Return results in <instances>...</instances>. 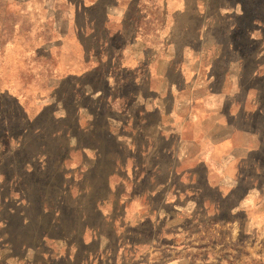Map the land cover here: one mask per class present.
Here are the masks:
<instances>
[{
  "label": "crops",
  "instance_id": "crops-1",
  "mask_svg": "<svg viewBox=\"0 0 264 264\" xmlns=\"http://www.w3.org/2000/svg\"><path fill=\"white\" fill-rule=\"evenodd\" d=\"M245 12L238 0H0L4 200L13 201L22 174L33 171L32 161L21 153L43 134L49 112L56 120L67 118L64 106L59 111L63 103L58 93L77 94L74 100L92 98L101 90H92L88 83L95 79L108 88L111 82L134 89L144 83L148 95H141L139 102L142 110L157 114V141L173 134L171 155L179 163L170 172L181 174L184 186L169 185L161 202L171 204L166 213H173L174 222L183 214L179 200L194 198L193 186L215 190L223 199L231 189L253 183L246 170L250 156L264 149V101L258 93L251 94L244 58L233 60L235 70L221 72L215 66L224 55L206 47L223 45L215 32L229 36L243 25ZM260 56L252 55L250 61ZM228 78H233L231 84H225ZM73 103L77 117H82V109ZM249 171L255 172L254 167ZM160 189L144 187L128 203L138 205L142 199V205L151 207ZM246 195L236 202L238 210L245 211L246 198L251 199ZM167 245L155 251L163 252L159 249ZM162 264H182V258H163Z\"/></svg>",
  "mask_w": 264,
  "mask_h": 264
},
{
  "label": "rangeland",
  "instance_id": "rangeland-1",
  "mask_svg": "<svg viewBox=\"0 0 264 264\" xmlns=\"http://www.w3.org/2000/svg\"><path fill=\"white\" fill-rule=\"evenodd\" d=\"M238 1L246 10L244 27L229 36L215 32L224 44L206 47L224 55L215 66L221 72L235 70L233 60L244 58L251 94L264 101V0ZM252 55L260 60L250 61ZM88 83L102 92L78 100L72 92L58 93L59 111L64 106L67 118L56 120L49 112L43 134L22 151L34 169L22 174L14 200H4L7 190L0 189V264H162L176 257L182 264H264V149L250 156L246 175L253 183L231 189L223 199L215 190L193 186L194 198L177 204L183 214L175 224L173 213H166L171 204L161 201L169 185L184 186L181 174L170 172L179 160L171 155L173 134L157 141V114L142 110L144 83L137 89L113 82L108 88L97 79ZM159 186L153 206L142 205V199L128 203L133 193ZM244 193L251 199L242 211L236 202ZM166 234L170 241L162 239ZM163 243L164 251H155Z\"/></svg>",
  "mask_w": 264,
  "mask_h": 264
}]
</instances>
